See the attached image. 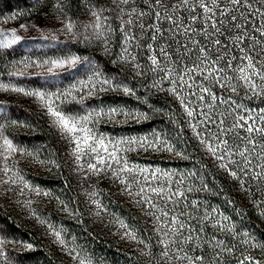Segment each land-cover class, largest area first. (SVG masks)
Segmentation results:
<instances>
[{
  "label": "rangeland",
  "instance_id": "rangeland-1",
  "mask_svg": "<svg viewBox=\"0 0 264 264\" xmlns=\"http://www.w3.org/2000/svg\"><path fill=\"white\" fill-rule=\"evenodd\" d=\"M249 1L254 14L264 7ZM215 2L19 0L35 15L16 25L0 7V264H242L248 245L262 251L214 206L196 205L199 184L179 169L166 133L172 118L187 127L181 135H197L201 104L217 99L207 80L222 54L173 59L195 46L185 37L199 20L213 22ZM241 183L264 222V189L253 196ZM195 213L215 227L212 257L185 247L198 231L174 247L179 220L193 226ZM228 230L236 250L219 241Z\"/></svg>",
  "mask_w": 264,
  "mask_h": 264
},
{
  "label": "trees",
  "instance_id": "trees-1",
  "mask_svg": "<svg viewBox=\"0 0 264 264\" xmlns=\"http://www.w3.org/2000/svg\"><path fill=\"white\" fill-rule=\"evenodd\" d=\"M17 1L19 0L0 2L9 25L28 22V18L35 15L34 11L29 13L27 7L17 5ZM235 1L216 0L211 16L213 22L207 24L199 20L195 31L185 37L189 43L195 42V46L188 50L190 53L186 54L185 48H182L183 51L179 49L180 55L178 51L173 53V59L181 65L203 61L206 55L200 52L202 49L213 56L222 54V57L216 59V71L212 72L210 81L207 80L210 93L216 94L217 99L211 101L207 98L208 105L203 107L201 104L205 118L202 123L206 126H199L197 135L190 134L188 128L184 130V136L179 133V128L186 127L185 124L171 123L173 119L170 118L166 123V133L178 153L179 157L176 159L182 164L179 169L190 173L188 179L186 178L189 183L191 181L199 184V188L194 189L188 185L183 188L186 191L192 188L190 192L195 190L194 198L198 200L196 205L214 206L219 216L223 217L222 220L226 218L225 222H233L234 227L239 226L240 230L253 234L263 243L264 222L258 219V208L246 201L247 197L241 191L240 183L244 182L241 183L242 187H251L249 192L253 196L259 195L262 188L264 189V174L258 172H264V7L258 9L256 6L260 4H256L255 9L258 10L254 14V11L250 10L253 8L251 1ZM35 4L32 3L31 8ZM198 13L199 11L197 15ZM165 25L166 22L160 28ZM169 28L174 30L173 26ZM163 35L166 37L157 39L161 45L170 38L167 32ZM214 48L219 49L213 50ZM250 62H253L252 69L249 67ZM249 78L251 79L248 80ZM186 89L194 94V98L202 93L197 89ZM169 99L164 97L163 101ZM155 109L163 108L155 104ZM195 215L193 217L196 219L199 214ZM206 216L202 215L201 218ZM182 219L179 220L180 225L182 221V230L179 231L178 243L174 247L179 250L180 245L186 242L187 235L198 231L201 235L185 247L192 255L205 253V257H212L217 248L212 241L216 236L215 227L206 225L200 218L196 219L193 226L190 225L192 220ZM238 239L229 230L222 231L219 237V241H223L225 251L231 248L236 250ZM262 245V251L260 245H248L246 250L250 258L247 261L244 259L242 264H264V244ZM255 253L260 255L258 260H255ZM117 262L128 264V260H122L120 257ZM152 263L156 264L155 259ZM145 264H149L148 261Z\"/></svg>",
  "mask_w": 264,
  "mask_h": 264
}]
</instances>
